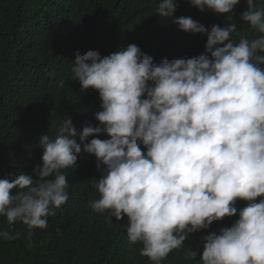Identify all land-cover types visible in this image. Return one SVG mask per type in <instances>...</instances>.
Wrapping results in <instances>:
<instances>
[{"label":"clouds","instance_id":"1","mask_svg":"<svg viewBox=\"0 0 264 264\" xmlns=\"http://www.w3.org/2000/svg\"><path fill=\"white\" fill-rule=\"evenodd\" d=\"M240 2L190 0L229 22ZM246 3L241 19L260 34L251 41L241 36L233 43L236 23L209 31L191 17H175V0H160L158 15L207 36L204 53L155 63L136 44L103 57L77 51L72 79L99 92V125L78 132L68 117L54 140L42 136V166L0 179V216L9 225L22 222L29 235L45 229L69 199L60 170L77 165L83 145L101 171L89 181L100 194L90 208L111 210L109 225L126 215L129 241L143 245L140 255L159 264L190 234L238 212L231 227L203 237L201 264H264V199L257 202L264 196V6ZM103 134L110 138H98ZM238 199L248 201L239 211ZM18 236L0 231L5 240Z\"/></svg>","mask_w":264,"mask_h":264},{"label":"trees","instance_id":"2","mask_svg":"<svg viewBox=\"0 0 264 264\" xmlns=\"http://www.w3.org/2000/svg\"><path fill=\"white\" fill-rule=\"evenodd\" d=\"M159 2L0 0V179L11 181L15 174H34L36 166H42L40 138L49 135L54 140L68 117L78 132L85 126L99 125L94 115L101 110L99 92L83 91L80 82L72 79L77 51L83 55L96 50L103 57L136 44L155 63L205 52L207 36L185 32L173 18L158 15ZM175 2V17H191L209 31L213 24L224 27L236 23L239 35L232 37L233 43H238L241 36L251 41L260 35L241 19L248 10L246 0L235 7L230 22L227 14H216L207 6L201 12L190 0ZM255 3L264 6V0ZM93 138L97 137L89 141ZM98 138L110 137L103 134ZM81 147L77 165L60 170L68 180L69 199L55 209L54 216L47 217L45 229H32L29 235L22 222L9 225L6 217L0 216V231L13 236L19 233L15 239L0 237V264H156L140 255L141 242L129 241L126 215L122 221L112 217L109 225L111 210L97 213L90 208L89 201L99 199L100 194L89 181L99 179L101 171L96 157ZM260 199L264 196L257 197V202ZM247 204L236 201L238 211ZM237 219L238 212L190 234L159 264H201L203 237L210 232L219 234L221 228L231 227ZM190 251L197 256H189Z\"/></svg>","mask_w":264,"mask_h":264}]
</instances>
